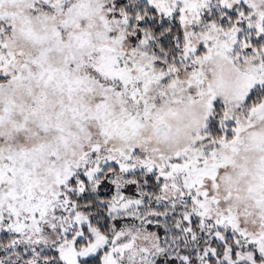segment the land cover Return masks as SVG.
<instances>
[{"label": "snow or ice", "instance_id": "1", "mask_svg": "<svg viewBox=\"0 0 264 264\" xmlns=\"http://www.w3.org/2000/svg\"><path fill=\"white\" fill-rule=\"evenodd\" d=\"M0 264H264V0H0Z\"/></svg>", "mask_w": 264, "mask_h": 264}]
</instances>
